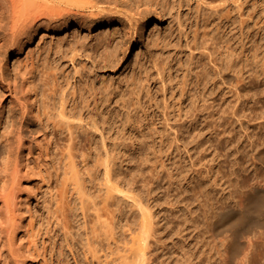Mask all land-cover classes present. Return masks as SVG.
<instances>
[{
	"label": "rangeland",
	"instance_id": "374dc122",
	"mask_svg": "<svg viewBox=\"0 0 264 264\" xmlns=\"http://www.w3.org/2000/svg\"><path fill=\"white\" fill-rule=\"evenodd\" d=\"M101 2L113 12L100 25L41 35L4 68L0 145L26 107L42 126L14 152L30 185L22 259L124 264L149 209L161 228L146 264H264V192L251 194L264 163L250 155L264 146V0ZM25 75L43 83L34 97ZM12 184L2 164L0 195Z\"/></svg>",
	"mask_w": 264,
	"mask_h": 264
},
{
	"label": "bare ground",
	"instance_id": "6f19581e",
	"mask_svg": "<svg viewBox=\"0 0 264 264\" xmlns=\"http://www.w3.org/2000/svg\"><path fill=\"white\" fill-rule=\"evenodd\" d=\"M87 11H90V14H87ZM112 12L113 10L111 8L108 9L101 0H0V36L7 44L6 50L0 54L1 85L4 84V68L9 66L8 58L11 55L21 58L27 50H32L31 52H33V43L41 35L52 34L54 36L55 33L68 32L73 28L75 30H80L81 28L91 29L100 25L99 17L112 14ZM100 14L102 15L100 16ZM76 46L78 45L73 44L71 49L79 51ZM43 74L47 76L48 72L46 71ZM221 75L226 76L228 79L232 77L227 73H222ZM256 77H259L258 72L255 74ZM49 81L48 77H45L44 84ZM41 85L43 86V83L40 84V81L35 82L34 79L27 78L26 75L22 77V89L31 97L37 94ZM58 115L62 118L67 117L65 109L59 111ZM98 122L97 119L92 120V126L96 129L99 128ZM40 128L42 126L36 120L33 111L26 107L20 117L14 120L12 124L10 137L14 136L16 140H9L4 148L0 145V170L2 164L5 165L7 175L10 174L11 170L13 178V184L8 193L11 196L0 195V264L27 263L22 259L21 248L17 246V236L19 228H21V212L18 205L22 200L24 190L30 191V185L27 177L28 173L22 169L19 158L15 157L14 152L16 151L20 154L36 147L37 131ZM259 139L261 138L256 139V141L258 140L259 142ZM254 141L251 143L250 155L252 154L257 161L260 160L261 163H264V146L262 148V145H257L259 143H254ZM254 158L252 157L253 160ZM257 161L255 162L256 164ZM251 189L253 196L264 192L263 187H253ZM256 199L257 197L254 199L255 202L259 201ZM254 206L255 204L247 211H241L242 213H239L240 215L237 219L232 221V227L235 228L240 223L249 222ZM257 206H259L260 212L263 204L262 207L259 204ZM262 209L264 210V207ZM262 212L261 215L264 217V212ZM256 220L258 219L256 218ZM260 220L264 221L263 219ZM138 224L137 230L142 236V239H138V241L142 243L135 254L124 258V264H146L145 258L151 252L149 238L157 235L158 230L161 228L159 220L156 219L154 213H151L149 209L142 211V218Z\"/></svg>",
	"mask_w": 264,
	"mask_h": 264
}]
</instances>
